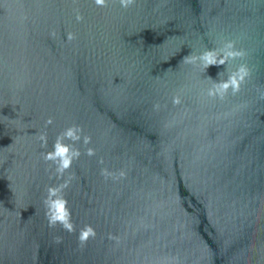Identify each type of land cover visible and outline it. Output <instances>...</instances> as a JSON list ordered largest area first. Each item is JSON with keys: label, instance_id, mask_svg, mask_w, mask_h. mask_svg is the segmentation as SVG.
Returning <instances> with one entry per match:
<instances>
[{"label": "water", "instance_id": "1", "mask_svg": "<svg viewBox=\"0 0 264 264\" xmlns=\"http://www.w3.org/2000/svg\"><path fill=\"white\" fill-rule=\"evenodd\" d=\"M0 264H264V0H0Z\"/></svg>", "mask_w": 264, "mask_h": 264}, {"label": "clouds", "instance_id": "2", "mask_svg": "<svg viewBox=\"0 0 264 264\" xmlns=\"http://www.w3.org/2000/svg\"><path fill=\"white\" fill-rule=\"evenodd\" d=\"M96 2L98 4H102L103 0H96ZM127 2L130 3L131 0H127ZM201 59H203L206 62V65L208 67L215 66V64H216V61H215L213 54L211 52L204 53V55L201 57ZM220 63H223V61H220ZM231 83L233 85H235V80H232ZM228 87H229L228 83H224V84L220 85V88L224 89V90H226ZM66 135L68 137L73 138V139H78V137L74 136V133L72 130H69L66 133ZM76 155H78V153ZM48 158L49 159H57L58 158L60 161V165H61L60 170L69 167L70 162H71V157L69 156L68 147L63 145L62 143H59V142H57V144L55 146L54 153L50 154ZM49 191H50L51 195H53V196L56 195L55 190L50 189ZM65 204H66V202L63 201L62 199H57V200L52 201V203L50 205L51 209H52V215L50 216V221L52 223L59 221V222L63 223L64 226L70 230L71 225L68 223V212L65 208ZM90 234L94 235V233L92 232V229L87 228L82 233L81 238L86 239L88 237V235H90Z\"/></svg>", "mask_w": 264, "mask_h": 264}]
</instances>
